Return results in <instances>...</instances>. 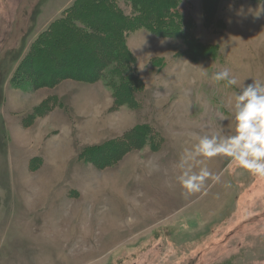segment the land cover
Instances as JSON below:
<instances>
[{
	"label": "rangeland",
	"instance_id": "1",
	"mask_svg": "<svg viewBox=\"0 0 264 264\" xmlns=\"http://www.w3.org/2000/svg\"><path fill=\"white\" fill-rule=\"evenodd\" d=\"M75 1L0 0V264H264V176L215 157L219 181L191 195L177 182L194 134L231 132L238 89L211 82L218 66L264 82V0H175L164 37L124 33L133 82L33 90L23 78L50 59L31 51ZM130 1L116 0L128 18ZM132 128L143 148L98 168Z\"/></svg>",
	"mask_w": 264,
	"mask_h": 264
},
{
	"label": "trees",
	"instance_id": "2",
	"mask_svg": "<svg viewBox=\"0 0 264 264\" xmlns=\"http://www.w3.org/2000/svg\"><path fill=\"white\" fill-rule=\"evenodd\" d=\"M131 2L130 0H125ZM175 0H134L131 11L137 14L128 18L118 8L116 0H76L65 12L61 23L50 30L42 42L32 49L34 58L49 60L42 63L45 70L31 72L23 80L31 83L33 90L53 88L64 80L87 83L113 82L120 88V75L125 81L133 82L130 54L124 45V33L138 28H147L164 37L159 30L168 20V12L176 7ZM178 15V14H176ZM66 17V18H65ZM175 19L183 21L181 16ZM76 21L82 28L76 27ZM116 61L124 64V71H118ZM131 64V65H130ZM39 66V65H38ZM33 70V68H32ZM111 71L118 78H111ZM121 77V76H120ZM141 131L132 128L117 142L98 148L96 166L106 169L121 161L128 153L143 148ZM95 159V158H93Z\"/></svg>",
	"mask_w": 264,
	"mask_h": 264
},
{
	"label": "clouds",
	"instance_id": "3",
	"mask_svg": "<svg viewBox=\"0 0 264 264\" xmlns=\"http://www.w3.org/2000/svg\"><path fill=\"white\" fill-rule=\"evenodd\" d=\"M261 11L264 8L258 15ZM200 68L202 74L207 75L205 68ZM211 82H224L225 88L238 89L227 104L232 117L231 132L227 135L222 131L203 136L194 134L195 142L184 150L178 164L182 171L177 182L185 195L200 192L209 178L219 181L220 176L207 168L208 161L215 157L227 158L238 174L264 176V82L252 80L246 85L226 66H218ZM220 120H224L223 115ZM147 166L155 170L151 161ZM197 167L199 171L194 170Z\"/></svg>",
	"mask_w": 264,
	"mask_h": 264
}]
</instances>
